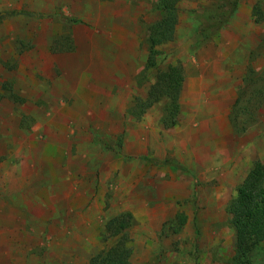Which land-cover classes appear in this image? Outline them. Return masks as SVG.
Masks as SVG:
<instances>
[{
	"label": "rangeland",
	"instance_id": "374dc122",
	"mask_svg": "<svg viewBox=\"0 0 264 264\" xmlns=\"http://www.w3.org/2000/svg\"><path fill=\"white\" fill-rule=\"evenodd\" d=\"M234 1L0 0L43 15L0 20V264L105 261L124 213L130 264H234L226 208L264 162V0ZM176 65L170 119L146 100Z\"/></svg>",
	"mask_w": 264,
	"mask_h": 264
},
{
	"label": "trees",
	"instance_id": "16d2710c",
	"mask_svg": "<svg viewBox=\"0 0 264 264\" xmlns=\"http://www.w3.org/2000/svg\"><path fill=\"white\" fill-rule=\"evenodd\" d=\"M239 0H235L232 6L233 15L237 10ZM32 16L42 18L43 15L36 16L33 13L25 11H6L0 13V20L16 16ZM228 20L224 21L217 30H221ZM159 52L150 49L148 57V67L155 66V58ZM184 82L183 67L181 65L169 66L166 71L159 73L156 84L151 88L146 103L150 108L153 103L158 102L161 98L166 97L171 102L167 110L169 116L176 117L180 111V95ZM172 107V108H171ZM172 109V111L170 110ZM166 126L174 125L175 120L166 121ZM108 150H113L109 144L104 143ZM140 160L149 162L156 167H168L173 171L190 175V171L175 162L170 160H157L147 157H140ZM226 211L231 217L230 225L235 232L236 245L235 255L232 259L234 264H247L248 260L243 261V258L254 251L264 240V162H257L250 171L244 182L237 190V196L232 199ZM133 217L130 213L121 214L111 219L106 224L108 240L109 237H118V243L109 253V257L104 261L99 259L103 252L98 254L91 260V264H130L131 247L129 243L132 239L129 237L127 230L132 223ZM185 222V221H183Z\"/></svg>",
	"mask_w": 264,
	"mask_h": 264
}]
</instances>
